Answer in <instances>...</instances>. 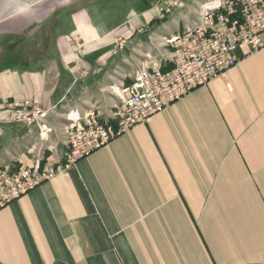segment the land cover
Segmentation results:
<instances>
[{
  "label": "crops",
  "instance_id": "crops-1",
  "mask_svg": "<svg viewBox=\"0 0 264 264\" xmlns=\"http://www.w3.org/2000/svg\"><path fill=\"white\" fill-rule=\"evenodd\" d=\"M182 1L163 18L161 0H0V170L58 163L69 113L111 120L112 87L142 67L173 69L165 39L210 0ZM74 36L85 44L77 67ZM118 37L127 46L115 54ZM237 58L0 209V264H264V46ZM27 100L54 108L43 142L8 122L7 103Z\"/></svg>",
  "mask_w": 264,
  "mask_h": 264
},
{
  "label": "built area",
  "instance_id": "built-area-1",
  "mask_svg": "<svg viewBox=\"0 0 264 264\" xmlns=\"http://www.w3.org/2000/svg\"><path fill=\"white\" fill-rule=\"evenodd\" d=\"M160 16L184 7L182 0H161ZM140 32H143L141 29ZM264 0H222L206 7L199 22L185 32L165 42H170L175 67L165 70L161 66L144 67V75H134L133 83L120 88V105L111 120L103 121L97 111L85 116H67L70 140L65 141L66 152L58 163L37 160L32 168L20 164L11 167V172L0 174V209L50 181L59 174L74 168L94 152L128 133L138 124L146 123L152 116L179 101L193 90L218 78L238 63L239 47L255 52L264 46ZM127 40H115V54L125 50ZM71 54L75 66H79L84 53V41L70 38ZM90 74L81 70V76ZM113 93V88H112ZM10 124H21L27 128L37 127L43 138V128H53L48 118L51 108L27 100L7 103ZM51 139V138H50ZM51 151L55 146H50Z\"/></svg>",
  "mask_w": 264,
  "mask_h": 264
},
{
  "label": "bare ground",
  "instance_id": "bare-ground-1",
  "mask_svg": "<svg viewBox=\"0 0 264 264\" xmlns=\"http://www.w3.org/2000/svg\"><path fill=\"white\" fill-rule=\"evenodd\" d=\"M222 0H212V2H220ZM207 6H210V1L209 2H206L204 3L203 5H201L200 7V11H199V19H198V22L200 20V17L201 15L204 14V11H206V7ZM171 12H166V16L169 15ZM166 16H162L163 18ZM167 45H169V47L171 48L170 46V42H167ZM173 51V50H172ZM170 70V69H169ZM136 75H144V70L143 71H138L136 73ZM126 87V86H125ZM120 95V93H119ZM174 104V103H173ZM73 115H77V113H69L68 116H73ZM140 125V124H139ZM138 126V125H137ZM50 133V128H43V136H48ZM70 140V130L68 129V132H67V141ZM95 153V152H94ZM2 172H11V168H6L4 170H0V174H2Z\"/></svg>",
  "mask_w": 264,
  "mask_h": 264
},
{
  "label": "rangeland",
  "instance_id": "rangeland-1",
  "mask_svg": "<svg viewBox=\"0 0 264 264\" xmlns=\"http://www.w3.org/2000/svg\"><path fill=\"white\" fill-rule=\"evenodd\" d=\"M207 2H209V1H207ZM205 3H206V2H205ZM199 10H200V9H199ZM165 44H166V43H165ZM70 49H71V47H70ZM143 70H144V68L142 67L141 70H140V72L143 71ZM112 88H113V94H114V95H119V93H120V88H119V87H116V86H114V87H112ZM111 90H112V89H111ZM51 109L54 110V108H51ZM53 110H51V112H52ZM69 112H70V111H69ZM69 112H68V113H69ZM68 113H67V114H68ZM98 114H99V113H98ZM67 116H68V115H67ZM100 116H101V115L99 114V117H100ZM67 127H68V126H67Z\"/></svg>",
  "mask_w": 264,
  "mask_h": 264
}]
</instances>
